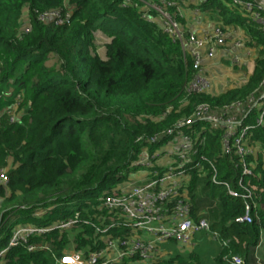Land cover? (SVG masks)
<instances>
[{"label": "trees", "instance_id": "1", "mask_svg": "<svg viewBox=\"0 0 264 264\" xmlns=\"http://www.w3.org/2000/svg\"><path fill=\"white\" fill-rule=\"evenodd\" d=\"M164 1L0 0V171L9 178L0 185V252L17 225L48 230L10 248L2 264H60L68 254L104 250L108 235L123 239L121 215L102 199L137 170L139 155L157 150L153 140L199 108L219 111L259 91L264 31L234 0H199L213 24L244 31L245 48L255 50L245 82L217 94L190 91L200 67L166 31L155 9ZM178 7L168 11L185 27ZM99 32L108 38L102 55ZM257 117L243 122L253 127L250 144L258 149L244 159L224 154L222 131L197 125L207 130L200 148L206 160L190 172L185 190L193 220L209 225L200 235L216 236L220 252L210 259L202 245L182 253L172 243L174 251L151 264H264V125ZM244 165L250 177H243ZM247 206L251 222L237 223ZM76 216L73 227L56 229ZM33 245L45 249L31 252ZM121 264L148 263L137 255Z\"/></svg>", "mask_w": 264, "mask_h": 264}, {"label": "built area", "instance_id": "2", "mask_svg": "<svg viewBox=\"0 0 264 264\" xmlns=\"http://www.w3.org/2000/svg\"><path fill=\"white\" fill-rule=\"evenodd\" d=\"M185 3L187 4L188 0H165L163 8L155 6V9L161 15L166 31L182 42L183 48L192 55L196 65L200 67L199 74L190 85V91L217 94L242 85L247 78L243 70L245 61L240 55H233L229 61L230 66L225 67L223 52L226 55L231 52L230 50L243 49L245 44L241 41L236 42L232 49L228 50V47L225 48L228 38L225 28L215 27L212 31L196 34L190 28L180 25L168 10L179 5L178 11L182 17L180 5ZM234 5L264 31V0L253 2L234 0ZM51 16L60 15L54 13ZM255 114L258 115L257 124L264 125V81L259 91L246 102L219 111L201 107L192 117L178 123L175 129L155 138L153 143L160 145L157 150L153 152L144 150L134 164L137 170L126 182L105 193L102 199L105 207L121 215L122 221L118 223L125 237L120 240L108 235L105 237L104 250L91 253L87 257L79 252L68 254L59 263L121 264L139 255L142 261L151 264L167 254L165 246L168 244L177 243L182 253L195 250L198 236L210 229L206 221L196 223L191 217L185 187L189 184L190 172L197 169L199 161L206 160L204 156H200V148L205 146L203 134L207 130L222 131L225 155L234 154L238 159L255 157L258 149L251 146L249 139L253 127L243 126V122ZM17 119L18 117L13 115L11 123H16ZM197 125H206L207 130ZM251 175L252 168L244 165L243 177ZM243 179L240 180V184ZM8 182L7 174L0 171V185H7ZM214 184L226 186L231 196H237L228 184L219 183L215 179ZM34 216L39 217L40 214L35 213ZM78 218L79 216H76L74 220L62 223L56 229H69L78 223ZM236 222L240 224L251 222L249 206L246 207L245 215ZM46 232L48 230L17 225L11 234L8 248L0 252V264L10 248H15L21 243H26L30 237ZM103 233H107V230ZM40 248L45 249L42 245H33L29 246V251L34 252ZM233 264H242V260L234 258Z\"/></svg>", "mask_w": 264, "mask_h": 264}, {"label": "crops", "instance_id": "3", "mask_svg": "<svg viewBox=\"0 0 264 264\" xmlns=\"http://www.w3.org/2000/svg\"><path fill=\"white\" fill-rule=\"evenodd\" d=\"M199 5H200L199 0H188L187 4L185 3L181 5L185 15L184 16L186 22L185 26L187 28H190V30H193L196 34H202L206 31H212L215 27H217L215 24H213V22L210 21V18L208 16H205L201 12ZM225 30L228 32V38L226 40V47H228V49L229 48L231 49L236 42L241 41L244 44L249 42V38L245 35L244 31H241L238 28L230 27V26L225 27ZM248 53H250V56H248ZM226 55L228 57L224 59V63L230 66V62H228V60L229 61L232 60V56L230 53H227ZM232 55H240V57H243L242 59H244L245 61L244 67L249 68L251 67L250 65L252 64V61H254L255 50L253 49L249 50L247 48L246 49L243 48L240 50V52H237V54L235 53ZM199 239L200 240L197 242V245L200 246L202 245V247L207 248L208 246H206V244L208 243V241H210V239L208 237H203V235H200ZM212 239L214 243H219L217 242V239L215 237H213ZM221 247L222 246H220L218 253L220 252ZM165 248L167 254H170L174 251L175 247L173 244H168L165 246Z\"/></svg>", "mask_w": 264, "mask_h": 264}, {"label": "rangeland", "instance_id": "4", "mask_svg": "<svg viewBox=\"0 0 264 264\" xmlns=\"http://www.w3.org/2000/svg\"><path fill=\"white\" fill-rule=\"evenodd\" d=\"M197 12V11H196ZM182 17L184 18V12H183V10H182ZM97 35V40H96V46H97V51L99 52V53H101V55L103 54V52L102 51H104V46H105V44H106V42L108 41V38L107 37H105L103 34H100V32L99 33H97L96 34ZM225 48H226V46H225ZM230 49V48H229ZM228 49V50H229ZM232 49V48H231ZM223 50V49H222ZM227 50V51H228ZM241 50V49H240ZM240 50H230L231 52H229L230 54H231V56L233 57V55L232 54H237V52H240ZM224 51V50H223ZM220 53V52H219ZM224 53V56H225V58H227L228 56L227 55H225V52H223ZM243 58V57H242ZM251 59V58H250ZM244 60V59H243ZM228 62H229V60H228ZM253 62V61H252ZM225 67H228V65H224ZM243 82V81H242ZM13 220L11 221V224L10 225H13L14 223H16V221H15V219L14 218H12ZM16 219H18V218H16ZM18 221V220H17ZM1 236H4V234L2 233L1 234ZM199 237V236H198ZM213 237H216V236H213L211 233H209L208 234V238L210 239V241H208V243L206 244V246H208L207 248H204V247H202L201 249H202V251L204 252V253H206L207 254V256H209L208 258H210V259H212L213 257L211 256L212 254H213V256L215 255L216 256V254L218 253V251H219V248H220V244L219 243H214V241H213ZM201 239V238H200ZM260 254H261V256H263L264 255V233H263V238H262V243H261V247H260ZM260 257V256H259ZM261 259V258H260ZM261 261V260H260ZM262 264V263H261Z\"/></svg>", "mask_w": 264, "mask_h": 264}]
</instances>
